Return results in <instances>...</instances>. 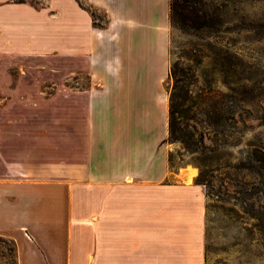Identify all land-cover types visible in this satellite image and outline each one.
<instances>
[{"label":"crops","instance_id":"0c3cea01","mask_svg":"<svg viewBox=\"0 0 264 264\" xmlns=\"http://www.w3.org/2000/svg\"><path fill=\"white\" fill-rule=\"evenodd\" d=\"M40 3L0 0L1 73L80 82H2L0 239L16 264H206L205 187L170 180V0Z\"/></svg>","mask_w":264,"mask_h":264},{"label":"rangeland","instance_id":"374dc122","mask_svg":"<svg viewBox=\"0 0 264 264\" xmlns=\"http://www.w3.org/2000/svg\"><path fill=\"white\" fill-rule=\"evenodd\" d=\"M31 1L41 5V0ZM188 1L223 25L195 32L171 23L170 94L179 87L180 123L195 135L199 149L168 143L170 180L198 182L202 170L207 172L206 264H264V185L257 173L239 169L248 163L250 152L264 149V0ZM91 11L106 22L102 13ZM24 63L25 73L10 66L4 73L0 70V118L2 108L10 106L2 102L8 92V83L2 82L11 79L9 75L26 82L41 80L47 95L64 93L66 79L80 82L79 74H70L77 67L64 59ZM35 65L46 70L36 71ZM49 82H56V88ZM26 91L34 92L31 87ZM218 104L227 125L224 131L214 127ZM187 169L193 171L192 180L184 175ZM0 264H16L10 240L0 239Z\"/></svg>","mask_w":264,"mask_h":264},{"label":"trees","instance_id":"16d2710c","mask_svg":"<svg viewBox=\"0 0 264 264\" xmlns=\"http://www.w3.org/2000/svg\"><path fill=\"white\" fill-rule=\"evenodd\" d=\"M212 18V19H211ZM170 20L174 26H182L195 32H202L206 30L220 29V25H223L221 21L213 22V15L209 14L204 8L190 7L188 0H170ZM215 61H219L216 57ZM178 86H175L170 94V118H169V137L167 139L170 143L181 142L188 150L199 149V143L195 141V135L192 132H188L185 127L180 123L182 112L180 111V93ZM233 91L234 89L230 87ZM229 94H227L228 96ZM214 116L217 120L214 121V127L217 130H225L227 125L224 123L222 116L223 109L221 104L214 106ZM240 170H248L257 173L264 185V149H255L250 152V158L248 163L243 162L239 165ZM207 172L202 170L198 183L206 185Z\"/></svg>","mask_w":264,"mask_h":264},{"label":"bare ground","instance_id":"6f19581e","mask_svg":"<svg viewBox=\"0 0 264 264\" xmlns=\"http://www.w3.org/2000/svg\"><path fill=\"white\" fill-rule=\"evenodd\" d=\"M185 176L188 177L190 180L193 178V171L191 169L185 170Z\"/></svg>","mask_w":264,"mask_h":264}]
</instances>
